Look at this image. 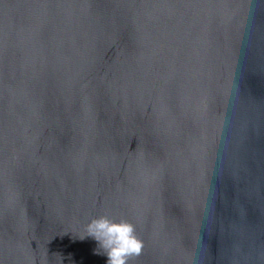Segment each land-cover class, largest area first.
Returning <instances> with one entry per match:
<instances>
[{
    "label": "water",
    "instance_id": "obj_1",
    "mask_svg": "<svg viewBox=\"0 0 264 264\" xmlns=\"http://www.w3.org/2000/svg\"><path fill=\"white\" fill-rule=\"evenodd\" d=\"M264 264V0H0V264Z\"/></svg>",
    "mask_w": 264,
    "mask_h": 264
},
{
    "label": "clouds",
    "instance_id": "obj_2",
    "mask_svg": "<svg viewBox=\"0 0 264 264\" xmlns=\"http://www.w3.org/2000/svg\"><path fill=\"white\" fill-rule=\"evenodd\" d=\"M87 237L93 238L99 249L107 256V264H127L143 249L135 227L126 220H113L107 216L92 219L86 226Z\"/></svg>",
    "mask_w": 264,
    "mask_h": 264
}]
</instances>
